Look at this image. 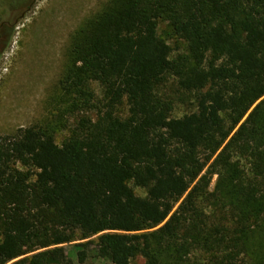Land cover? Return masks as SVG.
Listing matches in <instances>:
<instances>
[{"label": "trees", "instance_id": "trees-1", "mask_svg": "<svg viewBox=\"0 0 264 264\" xmlns=\"http://www.w3.org/2000/svg\"><path fill=\"white\" fill-rule=\"evenodd\" d=\"M61 84L73 127L0 135V264H264V0H109Z\"/></svg>", "mask_w": 264, "mask_h": 264}, {"label": "rangeland", "instance_id": "rangeland-1", "mask_svg": "<svg viewBox=\"0 0 264 264\" xmlns=\"http://www.w3.org/2000/svg\"><path fill=\"white\" fill-rule=\"evenodd\" d=\"M7 1L10 2L7 19L13 23V29L0 55V135H12L21 128L46 122L58 124L70 120L69 126L73 127L76 117L62 114L65 102L61 80L71 63L76 35L109 0ZM163 91L174 101L172 116L181 117L196 110V93L181 88L177 78L169 77ZM91 115L94 119L98 117L95 112ZM67 136L66 129L59 131L58 142ZM216 180L214 175L211 189ZM136 191L146 195L141 187H136ZM87 240L63 244L72 264H114L109 257L99 255L97 236L92 244H85ZM203 255L197 253L194 257ZM145 262L143 256L133 260V264Z\"/></svg>", "mask_w": 264, "mask_h": 264}, {"label": "flooded vegetation", "instance_id": "flooded-vegetation-1", "mask_svg": "<svg viewBox=\"0 0 264 264\" xmlns=\"http://www.w3.org/2000/svg\"><path fill=\"white\" fill-rule=\"evenodd\" d=\"M9 4L10 2L7 0L6 2L0 0V55L9 42V37L13 29V23L7 19L9 14Z\"/></svg>", "mask_w": 264, "mask_h": 264}]
</instances>
